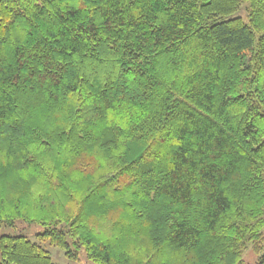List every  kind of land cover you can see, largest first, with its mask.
<instances>
[{
	"label": "trees",
	"instance_id": "1",
	"mask_svg": "<svg viewBox=\"0 0 264 264\" xmlns=\"http://www.w3.org/2000/svg\"><path fill=\"white\" fill-rule=\"evenodd\" d=\"M17 221L72 260L264 264V0H0ZM0 264L54 263L0 235Z\"/></svg>",
	"mask_w": 264,
	"mask_h": 264
},
{
	"label": "rangeland",
	"instance_id": "2",
	"mask_svg": "<svg viewBox=\"0 0 264 264\" xmlns=\"http://www.w3.org/2000/svg\"><path fill=\"white\" fill-rule=\"evenodd\" d=\"M238 16L246 21V13L244 7L237 13ZM44 232V228L38 224H26L22 221H17L13 226L1 227L0 235L4 236H23L27 240L39 244L50 255V258L54 264H95L89 260L84 251L78 253V258L72 260L66 255V251L58 247L51 246L48 242H42L40 235ZM244 261L247 264H255L257 260L256 254L253 250L248 248L244 253Z\"/></svg>",
	"mask_w": 264,
	"mask_h": 264
}]
</instances>
